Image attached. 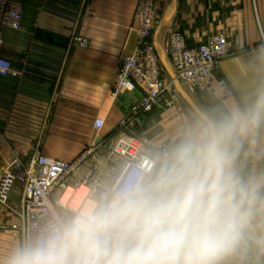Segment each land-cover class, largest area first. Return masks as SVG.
<instances>
[{"label":"crops","instance_id":"1","mask_svg":"<svg viewBox=\"0 0 264 264\" xmlns=\"http://www.w3.org/2000/svg\"><path fill=\"white\" fill-rule=\"evenodd\" d=\"M17 1L23 8L20 26L5 28L1 39V55L10 60L12 72L0 76V174L15 156L25 163L34 154L75 158L97 138L114 135L119 121L144 98L140 85L111 94L121 58L136 46L138 0ZM155 10V46L162 43L157 31L167 16L165 23L178 28L186 46L224 34L229 51L207 89L191 93L173 78L175 104L159 103L129 127L172 153L198 136L204 118L219 122L234 109L246 111L264 92V0H155ZM76 38L87 46L75 44ZM220 78L232 96L224 95ZM96 118L104 119L98 132ZM233 164L245 179L264 180V120L243 139ZM9 204L20 209L17 184ZM24 225V217L0 204V261L24 244ZM226 264H264V250L250 243Z\"/></svg>","mask_w":264,"mask_h":264},{"label":"clouds","instance_id":"2","mask_svg":"<svg viewBox=\"0 0 264 264\" xmlns=\"http://www.w3.org/2000/svg\"><path fill=\"white\" fill-rule=\"evenodd\" d=\"M262 120L264 92L246 111L204 118L154 175L134 172L0 264H226L250 243L264 250V180L245 179L233 164Z\"/></svg>","mask_w":264,"mask_h":264},{"label":"built area","instance_id":"3","mask_svg":"<svg viewBox=\"0 0 264 264\" xmlns=\"http://www.w3.org/2000/svg\"><path fill=\"white\" fill-rule=\"evenodd\" d=\"M23 8L17 0H0V76L12 72L9 59L1 55V39L5 28L20 26ZM155 0H138L135 9L137 42L130 54L120 60L118 77L112 96L121 91H132L138 85L144 98L140 106L123 117L117 131L84 147L73 159L56 160L44 154H34L25 163L15 156L0 174V204L24 217V243L40 234L53 222L66 219L89 202H98L106 194L118 189L134 172L153 174L169 148L161 141L145 134L129 132V127L141 112H149L157 104L172 107L177 100L174 79L166 71L153 43L156 26ZM161 46L175 79L188 90H205L212 82L219 63L229 51L227 38L217 34L196 47L185 44L181 32L172 22L161 28ZM82 47L87 41L76 38ZM218 85L225 96L233 95L227 82L220 78ZM104 124L96 118L98 132ZM20 187V209L9 204L15 187Z\"/></svg>","mask_w":264,"mask_h":264},{"label":"water","instance_id":"4","mask_svg":"<svg viewBox=\"0 0 264 264\" xmlns=\"http://www.w3.org/2000/svg\"><path fill=\"white\" fill-rule=\"evenodd\" d=\"M166 19H167V16H165V18H163V20H162V22H161V24H160V27L158 28V31H157V38H158V36H159V32H160L161 28L163 27V25H164ZM156 48H157V50H158V52H159V55H160V58H161V61H162L163 65H164L165 68L167 69V72L170 74V76H171L172 78L175 79L172 70H171L170 67L168 66V61H167L166 55H165V53H164V51H163V48H162V46H161V44L159 43L158 40L156 41ZM100 141H101V137H99V138L96 139V143H98V142H100Z\"/></svg>","mask_w":264,"mask_h":264},{"label":"rangeland","instance_id":"5","mask_svg":"<svg viewBox=\"0 0 264 264\" xmlns=\"http://www.w3.org/2000/svg\"><path fill=\"white\" fill-rule=\"evenodd\" d=\"M165 67V66H164ZM166 69V68H165ZM166 71H167V69H166Z\"/></svg>","mask_w":264,"mask_h":264},{"label":"bare ground","instance_id":"6","mask_svg":"<svg viewBox=\"0 0 264 264\" xmlns=\"http://www.w3.org/2000/svg\"><path fill=\"white\" fill-rule=\"evenodd\" d=\"M168 66H169V64H168Z\"/></svg>","mask_w":264,"mask_h":264}]
</instances>
